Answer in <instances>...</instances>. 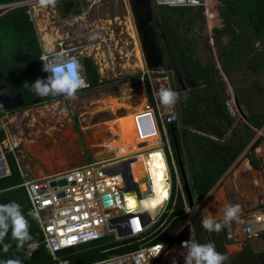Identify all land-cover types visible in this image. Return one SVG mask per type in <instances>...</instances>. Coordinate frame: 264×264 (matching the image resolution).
<instances>
[{"label":"built area","instance_id":"1","mask_svg":"<svg viewBox=\"0 0 264 264\" xmlns=\"http://www.w3.org/2000/svg\"><path fill=\"white\" fill-rule=\"evenodd\" d=\"M100 1L102 0H57L55 6L44 7L39 4V0H19L0 4V9L6 10L17 6L25 8L28 17L32 22L38 41L40 59L45 56L52 57L59 54L65 59L75 58L79 60L83 66L81 75L84 77L87 87L79 89L76 93L77 95L80 92L91 89L84 70V58L91 59L99 75V83L101 84L103 78L110 76L108 70H104L107 68V65L104 62L105 59L113 62L116 55L121 53L119 50L114 49L116 45L119 46V43L113 38V35H111L113 43L108 42L102 31L100 32L103 28L98 30L92 27V24L95 22L93 19H96L93 17L94 10L92 7L94 4L97 5ZM114 1L123 11L121 32L127 33L129 40L128 43H130L132 48V41L135 40L134 38L138 40L141 48L133 9V3L136 0ZM152 2L155 5L186 7L173 6L171 3L163 2V0H152ZM218 4L219 0H199L197 6H187L192 7L194 10L198 7H202V13L204 15L203 24L205 23L209 30H211V32L206 35L207 39L205 41H208V43H213L214 40L211 35L212 29L220 23ZM119 18V15H115L113 18H106V21H110V23L106 24V27L110 28L109 26L113 23L112 20H120ZM40 24H42V26H40ZM128 24H130L132 30H134V37H131L127 32ZM46 34L49 35V39H47ZM201 43L200 45H203ZM254 45L259 46L260 42L256 41ZM122 55L123 53H121L120 56ZM215 61L217 64L216 57ZM218 61H221V59L219 58ZM98 63H104V68H102L100 64L98 65ZM158 68H141L142 75L139 78V86H142V91L139 90V94L146 97L147 103L144 111L137 115L139 121H136L138 134L142 137H153L156 143L155 146L152 145L154 146L153 148H148L146 151L154 148L160 149L163 153L166 168L168 197L163 207L154 215L151 214L150 210L139 211L137 209L138 206L135 209H130L128 208V204L126 205V202L131 198V201L136 200L138 203L146 199V197L138 196L140 189L133 176L131 161L127 167H124V170L127 168L128 179H126L121 172H107L109 168L118 165L121 166V163L123 162L120 158L113 159V156L102 160L96 159L87 165L65 168V170L58 173L44 175H37L35 173H37L38 170L33 173L30 170H26L25 167H22V164L16 163L21 178L20 185L23 186L25 190L30 206L32 210L39 209V220L36 219V221L39 225L42 238L38 242H33L36 244L41 242L52 258L58 257L55 255L54 251L62 246L74 245L78 242L100 237L108 232H114L115 240L132 238V240H128L127 243L138 242V245L134 249L111 253L103 258L85 264H157V261L162 257L164 253L163 251L167 246L174 249L173 255H167L163 259V263L160 264H172L173 257L177 258V264H180L181 261H184L183 256L179 254L183 251L181 248V242L189 241V243H197L194 240V236H192V238L178 239L177 241H167L166 238L159 237L163 230H165L164 228L166 227V222L168 220H172V218L179 217V215L182 214H184L182 216L186 215V213H182V210L177 207L179 204L176 201L177 195H179L180 198H182V203H185L186 205V197L184 194V188H182L176 162L168 146L167 127L169 124L177 120V103L170 108L161 106L156 99L155 93L153 94V92H155L153 89L152 94L155 103L151 105L147 98L146 80L149 85L152 83V80L149 79L147 73L160 72ZM217 69H221L220 64L217 65ZM166 71L171 70L167 69ZM146 74L148 77L145 76ZM47 76L48 73H46V77ZM164 77L167 79L166 75H164ZM150 87L152 88L151 85ZM165 87H170V83L165 81ZM129 94L132 97L131 92ZM53 97L63 96L57 95ZM127 99L129 100V98ZM231 101V103L227 102L226 107L229 114L233 115L234 112L238 111L234 100L231 99ZM31 107L33 106L23 108L22 112L29 110ZM16 109L18 108L6 111L1 117V125L4 129L5 137L0 142V145H5L4 147L11 149V151L14 150L19 141H21V132L15 133L7 129L8 125H11V123L14 122V119L19 115V112H15ZM117 111H120V108L117 109ZM146 126L147 134L145 133ZM18 152L21 153L22 151L19 150ZM259 155L260 154L255 157L261 167L262 157H259ZM22 156L25 155L21 154L19 159H22ZM168 165H170L174 177V187L171 194ZM60 178L65 179V184L60 186H51L49 184L50 181ZM249 185L255 187L254 185L257 184L254 180H250ZM263 188L264 186L262 185L261 189ZM257 191L259 192L260 189L258 188ZM262 191L264 194V189ZM60 192L62 195H59ZM106 194L110 196L107 200L103 199V196ZM258 195L259 200L261 201L262 194L259 192ZM170 199L171 201L168 211L162 215L160 220L156 223L157 219L161 216L168 205ZM197 200V193H192L193 202L192 204L188 203L189 205L187 204L186 208L191 210ZM175 207L179 208L181 212L169 219L171 212ZM145 211H148V217L142 215ZM222 219L223 216L217 219L213 218V220L217 222L222 221ZM234 221L242 225V229L247 237L257 236L260 231L264 230V216L260 212L246 214L241 211L238 219ZM126 227L129 228L128 233L118 235V231L123 230ZM225 230L227 236L230 238L233 237V222L230 226L226 227ZM161 244L164 245V248L158 255H156ZM27 252L29 253L28 246Z\"/></svg>","mask_w":264,"mask_h":264},{"label":"trees","instance_id":"2","mask_svg":"<svg viewBox=\"0 0 264 264\" xmlns=\"http://www.w3.org/2000/svg\"><path fill=\"white\" fill-rule=\"evenodd\" d=\"M13 1L19 0H0V4ZM149 4L151 20L156 28L155 42L161 49L163 65L174 73L172 84L179 94L177 102L179 118L171 123L174 127V139L188 185L194 191L200 192L201 200L203 194L218 183V174L211 170L209 162L216 158L217 163L220 162L216 163V167L221 168L222 173L226 172L237 158L236 147L244 146L245 141L242 136L234 137L233 134L227 135L224 139L232 124V118L225 104L223 82L217 79L215 58L213 60L210 48L206 63H202L204 61L196 52L197 43L193 45L182 40L173 23L172 18L177 19L176 14L180 18L182 12L189 13L195 10L187 6L155 5L152 0H149ZM218 13L221 25L214 27L211 34L217 48V57L221 59L223 65L228 63L234 66L239 62L244 63L264 76V0H219ZM195 14V19L202 21L203 24L202 7H198ZM206 39L207 36L202 42L203 47L206 44L210 46ZM256 41L260 42L259 46L254 45ZM39 55L38 41L25 8H12L0 14V85L5 87V92L9 96L15 93L22 95L23 104L15 108L39 105L54 98L37 97L23 86L25 81L31 83L37 78L46 77ZM83 65L90 88L98 86L99 75L91 59L84 58ZM146 82L147 96L153 105L155 101L151 87L147 80ZM6 111L8 109L0 107V142L5 137L1 117ZM260 122H264V113ZM250 123L255 127L259 126L256 122ZM169 131L167 127V132ZM262 136L264 137V130L260 137ZM169 142L177 164L170 135ZM5 157L10 172L0 177V204L11 202L20 204L21 211L29 222V232L33 241L38 242L42 235L36 219L29 215L32 208L23 186L20 185L21 178L14 155L11 151H6ZM245 157L251 167L258 170L259 163L255 155L250 151ZM2 167L0 159V172ZM5 170L7 171V166ZM180 212L181 210L175 207L169 219ZM195 226L199 244L211 242L219 253L224 254V244L227 243L225 228L216 233L205 230L201 221ZM258 236L262 242L258 251H252L250 245L246 243L241 252L229 256L224 264H264V230L260 231ZM128 240L132 238H122L52 258L41 242L37 243L38 247L30 256L26 251L27 244L23 249L17 250L16 242L11 240L9 233L5 243L11 247L4 252L0 246V264L8 259H20L22 264H85L111 253L137 247L138 242L127 243Z\"/></svg>","mask_w":264,"mask_h":264},{"label":"rangeland","instance_id":"3","mask_svg":"<svg viewBox=\"0 0 264 264\" xmlns=\"http://www.w3.org/2000/svg\"><path fill=\"white\" fill-rule=\"evenodd\" d=\"M92 9L94 10L93 17L96 18L93 19L95 22L92 24V27L98 30L103 28L100 30V32L102 31L108 42L113 43L111 38V35H113V38L117 40L119 46H121L123 50H131V55L129 57H125L124 55L120 56L121 53L116 55L114 61L112 63L109 62L110 65H107V68L104 69L105 71L108 70L110 76L103 78V81L101 84L99 83L98 86L87 91L80 92L76 95L75 99L54 97L51 101L33 106L24 112H22L23 108L16 109L15 112H19V115L17 114L18 116L14 119V122L11 123V125H8L7 129L15 133L21 132V141H19L18 145L14 148V150H12L14 153L11 151V149L4 147L5 145H0V159L4 158V165L7 166V171H5V174H8L9 172L8 163L5 157L6 151H11L14 155L16 163L22 164V167H25L26 170H30L33 173L38 170L37 174L44 175L48 173H58L65 170V168L75 167L78 165H87L91 163L90 161L92 159L90 160V156H92L94 153H97L96 150H100L98 152H101L102 143H105L106 141L113 142L115 137L119 138L109 145V151H115V154L112 156L114 158H128L126 160L133 159L131 160V164L134 162L138 170V164L144 166L146 156L137 154H148V152L143 151H146L148 148H153L156 145L153 137H142L138 134L136 128V121H139L137 115L138 113L144 111L147 103L146 98L142 96L140 99L141 94H139V90L142 91V86H139V78L142 75L141 68L146 69V66H144V62L141 60V58H137L135 45H133L132 48L130 43H128L129 40L127 33L121 32V26L123 24V11L118 7V5L115 4L114 0H102L97 3V5L94 4ZM0 10V14H2L9 9ZM195 12L196 10H192L189 13L182 12L180 18L176 14L177 19L176 17L172 19L181 35L182 40L185 42L189 41L193 43V45L196 42L199 46L200 43L203 42L204 37L209 34L211 30H209L205 23L201 24L202 21L195 19ZM115 15H119L120 20H112V25L109 26L110 28H107V22L105 19L109 17L113 18ZM220 25L221 21L218 23V27ZM209 43L210 46L207 44L205 47H203V45L202 47L199 46L200 48L197 46L196 48L198 51L196 50V52L198 55H200L201 60L204 61L202 63H206L205 61L210 48L212 52H209L213 53V60L215 57L217 58V64L216 61H214L215 70L217 72L218 81L223 82L222 86L224 87L225 91L224 97L226 105L227 102L231 103V99H233L238 111L231 115L232 124L229 127L224 139L227 137V135L230 136L232 134L234 137L242 136L245 144L244 146L236 147L238 150V155L234 161L235 163L233 162L234 164L232 170L230 167L227 172L222 173L221 168L216 167V158L213 162H209L211 170L216 171L218 174V183L215 187L216 189H213V192H205L201 198V201L199 200L200 192L195 191L198 194V200L194 207L190 210V213L185 212L184 210L187 207V203L186 205L185 203H180V206L177 205V207L182 210V213H186V216H182L184 215L182 214L179 215V217H174L172 220H168L166 222L167 225L163 231L167 232V230L172 226V228L167 232V236H169V234L172 232H174V234L180 233L182 229H184L187 224H189V222H192L191 219L196 217L199 212L204 213L205 209L208 211L213 210L211 206L214 202L218 203L217 207L219 210H221L222 206L219 205L221 202L219 201L220 199L217 195L221 196L222 194L221 197L226 195L225 198L227 201H230L233 204L236 203L238 205L241 204L242 200L245 201L244 198L249 197V200L247 201H249L250 204H246L247 208L243 209L244 211H242L246 214L255 212L263 213L262 211H264V198L261 201L259 200L258 193L260 191H257L258 188L256 191H254L252 188L247 187L248 184L246 183V178H236L233 180L234 174L237 172L236 175H238L241 164L244 161L250 166L248 160L245 157V155L249 154L250 151L255 156L260 154L259 157H262L261 167L259 165V170L255 172L259 173L260 175L264 173V137H260L264 128V122H260L261 116L264 113V76L261 72L255 71L251 68V66L244 63L239 62L234 66H231L228 63L223 65L221 61H218L219 57H217V48L214 44V41L213 43ZM213 60L211 59L212 62ZM126 63H132V68L125 69L124 64ZM138 63L140 65L137 68L136 64ZM99 64L102 66V68H104V63H98V65ZM219 64L222 71L221 69H216L217 65ZM158 70H160V72L147 73L149 75V79L152 80V83H150L152 86L151 91L152 89L155 90V92H153V94L155 93V96L161 88L165 87V81L170 83V88L172 90L174 89L171 84V81L174 78L173 71H166V66L163 64L159 66ZM147 74L145 76L148 77ZM164 75L167 76V79H165ZM125 87L127 90L123 91ZM113 88H115L113 90L115 94H110ZM129 89L131 90L130 92L132 97L129 94L130 92L128 93ZM127 98H129V100ZM105 103H109L110 106L118 104V106L111 111H101L100 106ZM119 108L120 111H117ZM176 113L178 118V109ZM250 121L256 122L259 124V126L255 127L251 125ZM146 129L147 126L145 127V133L147 134L148 132ZM68 130H71V132L66 134L65 131ZM98 137L99 139H105L103 141L97 142L101 145L95 144V141H92V139H96ZM22 138L24 141H22ZM132 139L139 142V148H135L137 144L134 145L131 142ZM54 142L56 143L57 148L55 149V152L56 154L60 155H55L53 158H51L52 154L49 153V150H51V145L54 144ZM41 144L45 147H50V149H42V147L40 148ZM94 144L95 146H92ZM19 150L22 152H18ZM24 150L27 153H25ZM32 150L35 151V154L32 152ZM153 150L158 149H151V152L149 153L150 156L151 154L158 152ZM46 151H48L47 157L50 156L51 158H47L48 162L42 157L43 152ZM134 153L137 154L133 155ZM21 154L25 156H22V159H19ZM102 159L104 158L97 160ZM42 161H44L45 164L50 163V165H45ZM219 163L220 162L217 164ZM2 165L3 164H1V166ZM168 170L171 194V191L174 187V177L170 165H168ZM143 177L145 178L144 173ZM263 182H259L260 188L262 185L264 186ZM241 185H244V187L240 188ZM263 189H261V192ZM243 191L247 192L248 195L244 194ZM170 201L171 199L169 200L168 205L164 209L161 216L157 219L156 223L160 220L162 215L168 211ZM241 206L244 208L243 205ZM257 237L258 236L250 237L248 240V244L250 245L252 251H258L260 249V239ZM172 255L173 252L170 254V256Z\"/></svg>","mask_w":264,"mask_h":264},{"label":"clouds","instance_id":"4","mask_svg":"<svg viewBox=\"0 0 264 264\" xmlns=\"http://www.w3.org/2000/svg\"><path fill=\"white\" fill-rule=\"evenodd\" d=\"M56 2L57 0H39V4L44 7L55 6ZM163 2L171 3L173 6H197L199 4V0H163ZM40 60L42 61V70L48 73V76L37 78L31 83L25 81L23 84L37 97L61 95L66 99H75L78 90L87 87V83L81 75L83 66L79 60L75 58L65 59L59 54L52 57L45 56ZM156 99L161 106L170 108L178 102L179 94L170 87H165L157 92ZM184 210L190 213V209L185 208ZM240 212L241 208L238 204H228L224 208L222 221L217 222L212 218H205L201 221L202 227L208 232L219 233L222 228L230 226L234 220H237ZM29 215L39 220V209H33ZM29 227V222L22 213L20 204L15 202L0 204V246L4 252H7L11 247L10 244L5 243V238L10 233L11 240L16 242L17 250L23 249L27 244L28 255L30 256L31 251H34L38 245L33 242ZM163 248L164 245L161 244L156 255ZM181 248L183 251L179 254L183 256L184 264H224L228 260V257L219 253L211 242L199 244L182 241ZM2 264H22V261L20 259H8ZM172 264H177L174 257Z\"/></svg>","mask_w":264,"mask_h":264},{"label":"crops","instance_id":"5","mask_svg":"<svg viewBox=\"0 0 264 264\" xmlns=\"http://www.w3.org/2000/svg\"><path fill=\"white\" fill-rule=\"evenodd\" d=\"M166 68H167V66H166ZM171 84H172V81H171ZM172 87L174 88L173 90H175L176 92H177V90H176V88L173 86V84H172ZM115 88H113L112 89V91L110 92V94H115V92H113V90H114ZM109 94V95H110ZM106 95H108V94H106ZM142 97V96H141ZM141 97H140V99H141ZM146 98V97H145ZM147 98H148V96H147ZM140 99H139V101H140ZM147 101V100H146ZM148 101H149V99H148ZM149 103H150V101H149ZM137 104V103H136ZM151 104V103H150ZM152 105V104H151ZM176 112H177V106H176ZM178 118H179V112H178ZM177 118V119H178ZM70 132H71V130H70ZM167 135H168V146H169V150L171 151V153H172V155H173V152H172V150H171V146H170V142H169V135H170V131H169V133L167 132ZM119 137H115V139H113V142L114 141H116L117 139H118ZM102 138H100L99 139V137L98 138H96V139H92V141L95 143V144H99V143H97L98 141H103V140H105V139H102ZM54 140H55V137H54ZM22 141H24V139L22 138ZM112 141H106L105 143H102V151H106V150H110V147H109V145L111 144V143H113ZM131 142L134 144V145H136L135 146V148H139L138 147V141H135L134 139H132L131 140ZM95 144L94 145H92V146H95ZM99 145H101V144H99ZM54 146L55 145H53V151H52V153H50V154H52V156H51V158L53 157V156H55V155H60V154H56V150L55 149H57V148H54ZM43 148V149H46V148H49L50 149V147H45L44 145H42L41 144V146H40V148ZM39 148V149H40ZM143 150V149H142ZM50 151V150H49ZM98 151H100V150H96V152L97 153H99ZM101 151V152H102ZM153 151H158L157 153H154V154H151V157H150V159H151V161H152V163H153V165H154V168H153V170H155V171H153V178L152 177H149V175H150V173H149V167H148V157L150 156L149 155V153L151 152V150H149V151H143V152H148V154H137V153H139V152H142V151H139V152H137L136 154L137 155H144V156H146V158H145V161H144V166L143 165H141V164H138V174H139V176L141 177V178H143L144 180H145V178L143 177V173L145 174V176L147 175L148 176V178H147V182H146V188L148 189V191H149V184L150 183H152V180L154 181V183H155V185H157L156 187H157V189L158 190H164V188H166V186H167V182L164 180V178H163V175L166 173V168H165V165H164V159H163V153H162V151L160 150V149H158V150H153ZM24 152L25 153H27L25 150H24ZM46 154H48V151H46L45 152ZM45 153H43L42 155L43 156H45L46 154ZM97 153H94L93 155H94V160L95 159H97L96 158V154ZM115 154V151H113V154L112 155H114ZM136 154H133V155H136ZM93 155L92 156H90L91 158H90V162H93L94 160H93ZM126 157H128V156H126ZM119 158V157H118ZM123 158H125V157H122V158H120L121 160L123 159ZM173 158H174V156H173ZM113 159H116V158H113ZM247 159V158H246ZM174 160H175V158H174ZM248 160V159H247ZM43 162V164H45V162L44 161H42ZM139 162V161H138ZM176 162V161H175ZM140 163V162H139ZM235 163V162H234ZM233 163V164H234ZM233 164H232V166H231V170H232V168H233ZM246 164V165H245ZM45 165H48V164H45ZM50 165V164H49ZM177 165V164H176ZM78 166H80V165H78ZM144 167H145V170H144ZM230 168V167H229ZM229 168H228V170H229ZM251 165L249 166L247 163H245V161L241 164V168H240V170H239V173H238V175H236L237 174V172L234 174V179L233 180H235L236 178H240V179H244V178H246L247 179V187H249V188H252L254 191H256L257 190V188H259L260 189V193L262 194V199L264 198V194H263V191L261 192V188L259 187V182H263V180H264V174H259V173H256L255 171H258L259 170V168H258V170H254V168H252V170H254V171H252L251 170ZM49 170H50V168H49ZM227 170V171H228ZM226 171V172H227ZM149 173V174H148ZM225 173V172H224ZM35 174H37V173H35ZM49 174V173H48ZM38 175V174H37ZM180 175V174H179ZM257 178H259V179H257ZM250 180H254V182L257 184V185H254L255 187H251L250 185H249V182H250ZM261 180V181H260ZM259 181V182H258ZM139 187H141L140 186V184H139ZM216 187V186H215ZM215 187H212V188H210L208 191H207V193L208 192H213V189L215 190L216 188ZM244 187V185H241L240 186V188H243ZM159 188H161V189H159ZM189 188H190V186H189ZM168 189V188H167ZM190 191H191V193H195L196 194V192L192 189V188H190ZM243 193L244 194H247V192H245V191H243ZM149 194H150V191H149ZM185 194V193H184ZM243 194V195H244ZM248 195V194H247ZM218 197H219V201L221 202L219 205H221L222 206V208H221V210H219V208L217 207L218 206V203L217 202H214L213 203V205L211 206L212 207V209L213 210H207V209H205V212L203 213V212H199L198 214H197V216L196 217H194V218H192L191 219V221L192 222H189V224H187V226L184 228V229H182V231L180 232V233H175L174 234V232H172L171 234H169V236H167L166 237V240L167 241H177L178 239H184V238H192V236H194V240L197 242V243H199V240H198V238L196 237V227L197 226H195L196 224H198L200 221H202L203 219H205V218H219V217H222L223 216V211H224V208H225V205H228V204H233V203H231L230 201H227L226 200V195H224V197H221L222 196V194H221V196H219V195H217ZM168 197V196H167ZM186 197V196H185ZM178 198H179V200H178ZM235 198V197H234ZM243 198H244V196H243ZM245 199V201H241V204L239 205L240 206V208H241V211H244L243 209H246L247 207V205L246 204H250L249 203V201H247V200H249V197H247V198H244ZM202 200V199H201ZM200 200V201H201ZM176 201H177V203L178 204H180V203H182V198H180V196L179 195H177V199H176ZM222 201H223V203H222ZM193 202V201H192ZM186 203L188 204L189 203V201H188V199H187V197H186ZM226 203V204H225ZM234 204H236V203H234ZM189 205V204H188ZM241 205H243L244 206V208H242V206ZM224 206V207H223ZM216 210H218V211H216ZM263 213H261L263 216H264V211H262ZM186 216V215H185ZM198 217V218H197ZM172 228V226L170 227V229ZM169 229V230H170ZM224 231H225V236H226V238H227V243H225L224 244V254L227 256V257H229V256H232V255H235V254H238L239 252H241L242 251V249L244 248V246L246 245V243L248 244V240H249V238L250 237H247V235L245 234V232L243 231V229H242V225L241 224H239L238 222H236V221H233V237H229V236H227V234H226V230L224 229ZM172 235V236H171ZM258 236V235H257ZM257 238H259V236L257 237ZM260 239V238H259ZM261 244H262V242H261V240H260V242H259V246H260V248H261ZM164 253H163V255H162V257L161 258H159V260L156 262L157 264H160V263H163V259L168 255H170L172 252H174V249L173 248H170V247H165V249H164V251H163ZM182 262V264H184V261H181ZM181 262H180V264H181Z\"/></svg>","mask_w":264,"mask_h":264},{"label":"water","instance_id":"6","mask_svg":"<svg viewBox=\"0 0 264 264\" xmlns=\"http://www.w3.org/2000/svg\"><path fill=\"white\" fill-rule=\"evenodd\" d=\"M141 2H144L146 5L145 13H146L147 17L142 20L134 12L136 29H137V32L139 34L141 48H142L145 63H146V68L155 69V68H158V66L163 64V56H162V52H161L159 45H157V43L155 42V37H154V34L152 32V27L150 24L151 12H150V6L148 5V0H141ZM22 104H23V99H22V95L20 93H15V94L9 96L5 92V87L3 85H0V107H2L4 109H10V108L21 106ZM168 127L170 129V136H171L172 141H173L174 152H175V156H176V160H177V165H178V170H179V174H180V178H181L182 188H184V192H185V195L189 201V204H192V193L190 191V188H189V185L187 182L184 166H182V164H181L180 155H179L178 148L176 145V141H175L174 135H173V128L174 127L171 124H169ZM112 154H113L112 151H109V150L105 151L104 150L102 152L97 153L96 158L97 159L107 158V157L112 156ZM0 155H1V150H0ZM131 160H124L121 163V166L118 165V166H114L112 168H109V170H107V172L108 173H110V172H113V173L121 172L122 175L126 179H128L127 168H126V170H124V167L125 166L127 167ZM1 164H3V167L1 168L0 177L5 175L4 158H1ZM65 182L66 181L64 178H60V179H57L54 181L53 180L50 181L49 184L51 186L52 185L60 186V185L65 184ZM59 195H62V193L60 192ZM138 196L139 197L140 196L146 197V192H142L140 190ZM109 197L110 196L108 194H106L103 196V199L107 200V199H109ZM142 215L148 217L149 216L148 211H145ZM169 229L167 230V232L169 231ZM128 231H129V228L126 227L123 230H119L118 235H124V234L128 233ZM167 232L163 231L159 235V237L165 239L168 235ZM114 239H115L114 232H108L105 235H101L100 237H96V238H92V239L85 240L82 242H78V243H75L74 245L62 246V247L56 249L54 251V253L56 256H62V255H66V254L72 253V252L77 251V250H83V249H86V248H89L92 246L100 245L102 243H107L109 241H113Z\"/></svg>","mask_w":264,"mask_h":264},{"label":"bare ground","instance_id":"7","mask_svg":"<svg viewBox=\"0 0 264 264\" xmlns=\"http://www.w3.org/2000/svg\"><path fill=\"white\" fill-rule=\"evenodd\" d=\"M120 19V18H119ZM107 23H110V21L109 20H107L106 21ZM40 26H42V24H40ZM132 26L130 25V24H128V28H127V31L129 32V34L131 35V37H134V35H135V33H134V30H132V28H131ZM46 37H47V39H49V35L48 34H46ZM135 40H133L132 42H133V45H135V51H136V55H137V58H141V60L143 61V55H142V53H141V50H140V48H139V43H138V45H137V40H136V38H134ZM114 49H116V50H119L121 53H123V55L125 56V57H129L130 55H131V50L130 51H128V49H125V50H123L122 48H119V46L118 45H116V47L114 48ZM135 53V52H134ZM131 60V59H130ZM105 64L106 65H110L109 64V62L110 63H112L111 61H107V59H105ZM141 62V61H140ZM143 64V63H142ZM103 65V64H102ZM140 64L138 63V64H136V66H137V68H138V66H139ZM104 66V65H103ZM144 66H146V63H145V60H144ZM124 68L125 69H127V68H132V63H126V64H124ZM127 89H126V87L124 88V90L123 91H126ZM131 90L129 89L128 90V93L130 92ZM123 93V92H122ZM111 103V102H110ZM115 103V102H114ZM118 106V104H115V105H112V106H110L109 105V103H105V104H103L102 106H100V109H101V111H111V110H113L115 107H117ZM99 108V107H98ZM97 108V109H98ZM65 133L66 134H69L70 133V130H68V131H65ZM70 136V135H69ZM28 142H31V141H28ZM58 144V143H57ZM53 145H55L54 146V148H56V143L54 142V144H52L51 145V150L49 151V153H52V149H53ZM43 149V148H42ZM40 151H41V149H40ZM32 152L34 153L35 151H33L32 150ZM43 153H45V152H43ZM35 154V153H34ZM38 154V153H37ZM46 154V153H45ZM42 156V155H41ZM48 156V154H46L45 156H42L43 158H44V160H46L47 162H48V160H47V158H50V156L49 157H47ZM150 157L151 156H149L148 157V167H149V173H150V175H149V177H152L153 178V168H154V165H153V163H152V161H151V159H150ZM53 158V157H52ZM51 159V158H50ZM126 159H128V158H125V159H123L122 161H124V160H126ZM48 164H50V163H48ZM132 166V168H133V176H134V179L136 180V182L138 183V187H139V184H140V186L141 187H139V189L142 191V192H146V199H144V200H142L140 203H138L136 200H132L131 201V199L129 200V201H127L126 202V205L128 204V208H133V209H135L137 206H138V210L139 211H143V210H150V212H151V214H155L156 212H158L162 207H163V205H164V203H165V201H166V199H167V196H168V189H167V186H166V188H164V190H158L157 189V185H155V183H154V181L152 180V183H150L149 184V191H150V194H149V191H148V189L146 188V182H147V178H148V176L146 175L145 176V180L143 179V178H141L140 176H139V174H138V172H137V168H136V166H135V163L134 162H132V164H131ZM164 165H165V163H164ZM3 166V165H2ZM6 171V170H5ZM148 173V174H149ZM163 178H164V180L166 181V173L163 175ZM143 179V180H142ZM167 182V181H166ZM148 183V182H147ZM159 189H161V188H159ZM151 196V197H150Z\"/></svg>","mask_w":264,"mask_h":264},{"label":"flooded vegetation","instance_id":"8","mask_svg":"<svg viewBox=\"0 0 264 264\" xmlns=\"http://www.w3.org/2000/svg\"><path fill=\"white\" fill-rule=\"evenodd\" d=\"M148 5L150 6V4H149V0H148ZM133 9H134V12H135V14L140 18V19H145L146 17H147V15H146V13H145V11H146V5H145V3L144 2H141V0H136V1H134V3H133ZM150 24H151V27H152V32H153V34H154V36H155V32H156V28H155V26L153 25V23H152V20H150ZM138 40H137V45H138ZM139 48H140V44H139ZM140 50H141V48H140ZM141 53H142V50H141ZM142 55H143V53H142ZM144 56H143V62H144ZM263 130H264V128H263ZM143 180V179H142Z\"/></svg>","mask_w":264,"mask_h":264}]
</instances>
